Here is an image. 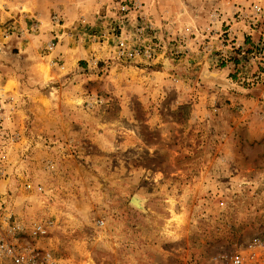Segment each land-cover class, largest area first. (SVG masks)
I'll use <instances>...</instances> for the list:
<instances>
[{
	"label": "rangeland",
	"instance_id": "obj_1",
	"mask_svg": "<svg viewBox=\"0 0 264 264\" xmlns=\"http://www.w3.org/2000/svg\"><path fill=\"white\" fill-rule=\"evenodd\" d=\"M116 1L0 0V190L64 264H222L264 236V0H136L167 46L132 63Z\"/></svg>",
	"mask_w": 264,
	"mask_h": 264
},
{
	"label": "built area",
	"instance_id": "obj_2",
	"mask_svg": "<svg viewBox=\"0 0 264 264\" xmlns=\"http://www.w3.org/2000/svg\"><path fill=\"white\" fill-rule=\"evenodd\" d=\"M255 13H261V6H254ZM104 19L105 29L99 37L102 42L113 41V52L115 56L125 62H141L143 60L157 59L166 49V42L158 39L155 27L146 17V14L136 0H117L107 7ZM83 18H79L78 24L84 23ZM52 28L57 31L63 27L62 19L59 15L53 14L50 18ZM38 22L32 21L29 29L16 28L11 23L4 29V36L17 33L23 36L30 31L38 29ZM76 27L71 29L75 35ZM224 38L229 37V33L224 31ZM95 37V36H93ZM59 35L57 32L53 36L46 48L51 51L54 48ZM228 41V40H226ZM54 59L51 60L55 64ZM0 105V119L6 116ZM0 184L2 181L5 157H0ZM8 197L0 190V264H64L50 249L39 245L37 239H44L49 234L51 221H35L27 225L23 219L14 216L12 209L7 205ZM102 221H98L101 224ZM26 237L35 241V246L31 247ZM222 264H264V236H253L246 242L232 250L223 257Z\"/></svg>",
	"mask_w": 264,
	"mask_h": 264
},
{
	"label": "crops",
	"instance_id": "obj_3",
	"mask_svg": "<svg viewBox=\"0 0 264 264\" xmlns=\"http://www.w3.org/2000/svg\"><path fill=\"white\" fill-rule=\"evenodd\" d=\"M6 13H10V11L5 10L4 13H1V11H0V18H1V14H6ZM13 15H14V14H13ZM2 16H3V15H2ZM4 16H5V15H4ZM67 16H69V15H67ZM41 17H44V15H43L42 12H41ZM66 18H67V20H71L72 17H71V18H70V17H66ZM72 20H75V17H73ZM39 32H40V31H39ZM39 32H38V33H39ZM45 35H46V34H44L43 36H45ZM81 60H82V59H81ZM84 63H85V61H80L79 64H82V65H83Z\"/></svg>",
	"mask_w": 264,
	"mask_h": 264
},
{
	"label": "bare ground",
	"instance_id": "obj_4",
	"mask_svg": "<svg viewBox=\"0 0 264 264\" xmlns=\"http://www.w3.org/2000/svg\"><path fill=\"white\" fill-rule=\"evenodd\" d=\"M132 203L135 204L138 207H140V204H141V203H139L138 199H136V198H133Z\"/></svg>",
	"mask_w": 264,
	"mask_h": 264
}]
</instances>
